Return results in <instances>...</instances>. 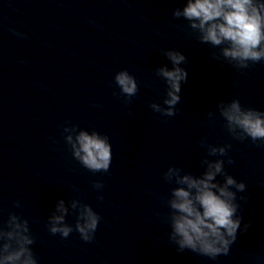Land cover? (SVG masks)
Listing matches in <instances>:
<instances>
[{
	"label": "clouds",
	"instance_id": "1",
	"mask_svg": "<svg viewBox=\"0 0 264 264\" xmlns=\"http://www.w3.org/2000/svg\"><path fill=\"white\" fill-rule=\"evenodd\" d=\"M174 19L183 18L187 27L197 34L202 44L220 48L214 58L227 61L237 69H246L250 64L264 61V0H185L182 8L172 12ZM161 54L170 61L172 67L161 65L155 74L164 81L163 102H152L150 109L160 116L170 118L177 114L181 101V86L188 78L187 57L176 49H163ZM119 88L118 96L130 103L136 96L139 85L127 70L114 76ZM224 121L226 132L235 140L250 139L264 145V111L244 107L239 99L218 100L215 109L207 113L209 121H215L216 114ZM64 140L72 157L83 168L92 173L108 172L112 162V145L107 135L96 130L80 129L76 125L63 127ZM206 146L207 156L201 160L203 171L194 175L183 168L172 165L163 173V179L170 185V194L165 203L169 209L167 221L170 226L168 241L178 252L185 250L215 259L227 255L231 245L237 240L238 230L246 232L251 220L242 226L239 214L242 205L237 202V193L246 191V184L238 182L225 171V163H234L229 157L211 160L207 157H227L230 144L216 146L201 139ZM223 177V183L217 177ZM97 190L103 188L94 182ZM235 189V191H233ZM98 200H103L98 196ZM240 201H247L240 196ZM20 207V201H15ZM73 210L76 214L74 227L66 222V216ZM101 216L87 203L72 199L67 204L64 199L56 201L51 211L47 228L52 235L67 238L75 230L84 242L95 238ZM35 237L30 231L29 221L15 212H9L7 220L0 224V264H38L32 245Z\"/></svg>",
	"mask_w": 264,
	"mask_h": 264
}]
</instances>
